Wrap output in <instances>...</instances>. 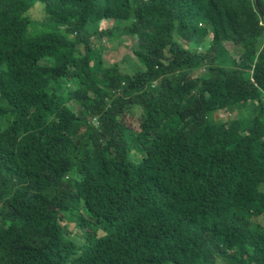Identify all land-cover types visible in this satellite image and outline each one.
Returning <instances> with one entry per match:
<instances>
[{
	"label": "trees",
	"instance_id": "16d2710c",
	"mask_svg": "<svg viewBox=\"0 0 264 264\" xmlns=\"http://www.w3.org/2000/svg\"><path fill=\"white\" fill-rule=\"evenodd\" d=\"M256 2L0 0V264H264Z\"/></svg>",
	"mask_w": 264,
	"mask_h": 264
},
{
	"label": "rangeland",
	"instance_id": "374dc122",
	"mask_svg": "<svg viewBox=\"0 0 264 264\" xmlns=\"http://www.w3.org/2000/svg\"><path fill=\"white\" fill-rule=\"evenodd\" d=\"M38 15H44V14H42V12L40 11V13ZM134 42H135V40H134L133 36L122 37V38H119V40H118V38H116V45L115 46H117V47L116 48H108L106 50H103V52L101 53V57L104 59V64L110 65L111 63L119 62L122 59H124L126 56V53L130 50V48L134 44ZM101 46H102V48L107 47L106 45H101ZM124 47H128V49H125ZM96 53H97L98 58H101L100 52H96ZM90 58L92 60H94L95 56L92 55ZM72 80H73V78H72ZM219 116L223 120H226L227 118L230 119V118L235 117L234 115H231V114L228 115V113H226L225 111L221 112L219 114ZM132 122L135 123L134 118H132ZM135 127H138L137 122L135 124ZM56 221H57V223L59 221L61 227H69V232H71L72 236H74V239H76L75 236L77 235V229L75 226L80 225L79 218H77V217H72V218L64 217V219L59 218V219H56ZM256 223L264 226V215L262 217L258 218L256 220ZM129 225H130V223H127V221H125V226H129ZM254 228L256 229V227H254ZM80 237H81V232L78 230V238H80ZM110 243L111 242H109V244Z\"/></svg>",
	"mask_w": 264,
	"mask_h": 264
},
{
	"label": "water",
	"instance_id": "95a60500",
	"mask_svg": "<svg viewBox=\"0 0 264 264\" xmlns=\"http://www.w3.org/2000/svg\"><path fill=\"white\" fill-rule=\"evenodd\" d=\"M255 2H256V0H255ZM256 4H257V2H256ZM257 8H258L259 12L261 13V15L263 16V18H264V12L262 11V8L260 7L259 3L257 4Z\"/></svg>",
	"mask_w": 264,
	"mask_h": 264
}]
</instances>
